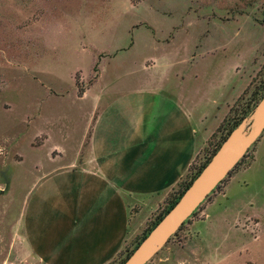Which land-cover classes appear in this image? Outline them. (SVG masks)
I'll return each mask as SVG.
<instances>
[{
    "label": "rangeland",
    "instance_id": "rangeland-1",
    "mask_svg": "<svg viewBox=\"0 0 264 264\" xmlns=\"http://www.w3.org/2000/svg\"><path fill=\"white\" fill-rule=\"evenodd\" d=\"M263 78L264 0H0V264H33L24 235L31 223L41 229L39 244L53 238L49 244L63 245L73 234L71 214L85 197L65 193L45 217L23 224L28 194L54 190L68 163H82L97 109L110 112L102 125L114 134L121 121L134 122L135 109L109 108L113 96L155 88L148 133L159 128L165 98L182 100L195 126L196 168ZM98 82L108 88H93ZM167 203L132 214L130 239L110 264L133 249ZM59 210L67 213L62 220ZM147 264H264V132Z\"/></svg>",
    "mask_w": 264,
    "mask_h": 264
},
{
    "label": "crops",
    "instance_id": "crops-1",
    "mask_svg": "<svg viewBox=\"0 0 264 264\" xmlns=\"http://www.w3.org/2000/svg\"><path fill=\"white\" fill-rule=\"evenodd\" d=\"M97 86L102 91L108 88L100 86L99 82L93 88ZM91 89L92 86L86 90L83 99L90 95ZM156 97L155 88L143 87L113 96L111 99L116 100L109 108L135 109L134 122L129 119L121 121L120 125H116L120 127V133L114 134L102 125L103 117L108 118L110 112L100 115L97 109L90 126L93 130L91 142L82 163L78 165L74 160L68 163L69 166L64 168L71 171L57 180L60 183L49 186L54 190L46 189L32 199L30 197L35 189L30 190L23 224L24 220L37 222L40 217H45L43 210L53 206L54 198L58 199V204L63 202L65 193H73L79 200L85 197L82 203H78L76 212L71 214L73 234L65 238L63 245L49 244L53 238L39 244L37 234L41 229H34L32 223L28 233L25 230L28 259L33 264H110L130 239L132 214L141 210L155 213L189 172L196 155V147L192 149L190 142L191 133H195L192 113L179 98H165L167 106L163 102L161 109L164 114L157 126L159 128L156 131L153 126L154 130L148 133L144 131V121L151 129L152 118L158 109ZM108 126L109 123L106 128ZM185 127L188 128L186 134ZM83 140L86 139L80 141L76 157H80L77 155L79 149L84 148ZM73 178H77L74 183L69 182ZM36 205L42 206V211H33ZM69 205H73V201H69ZM57 215L62 220L67 213L59 210Z\"/></svg>",
    "mask_w": 264,
    "mask_h": 264
},
{
    "label": "water",
    "instance_id": "water-1",
    "mask_svg": "<svg viewBox=\"0 0 264 264\" xmlns=\"http://www.w3.org/2000/svg\"><path fill=\"white\" fill-rule=\"evenodd\" d=\"M246 118L230 132L180 199L141 240L123 264H147L151 261L258 141L264 132V94L250 113L249 131L245 130Z\"/></svg>",
    "mask_w": 264,
    "mask_h": 264
},
{
    "label": "trees",
    "instance_id": "trees-1",
    "mask_svg": "<svg viewBox=\"0 0 264 264\" xmlns=\"http://www.w3.org/2000/svg\"><path fill=\"white\" fill-rule=\"evenodd\" d=\"M264 94V78L257 84L255 85V87L253 88L249 98L244 101L241 105V107L238 109V113L239 116L235 119H233V121L228 120L229 126L226 129V131L222 134L221 138L214 144L209 156L206 158L205 161H203L199 166H197L195 168V166H190V170L189 172L185 175V177L187 178H183L180 182H179V188L176 191H173L168 197H167V206L160 211L156 218L154 219V221L151 223V225L147 228V230L143 233V235L141 236V238H139V240L136 242L135 246L133 247V249L129 250L127 252V254L122 257L118 264H123L124 261L129 257V255L137 248V246L139 245V243L141 242V240L143 238H145L147 236V234L151 231V229L161 220V218L175 205V203L180 199L181 195L184 193V191L188 188V186L192 183V181L196 178V176L200 173V171L203 169V167L209 162V160L212 158V156L214 155V153L218 150V148L220 147V145L222 144V142L227 138V136L230 134V132L238 125L242 122V120L244 118H246L251 111L253 110V108L256 106V104L259 102V100L261 99V97ZM250 150V149H249ZM249 151L245 154V156L238 162L237 166L231 170L230 174L215 188V190H213V192L211 194H209L207 199H210L211 196L218 191L221 186L223 184H225L229 178L233 175V173L235 172V170L244 162L245 158L248 156ZM191 171V172H190ZM190 173V174H189ZM206 199V200H207ZM205 202V201H204ZM202 206V204L197 208V210L200 209V207ZM197 210H195V212L183 223V225L179 228V230L170 238V240L179 233L180 230L183 229V227L189 222L191 221L192 217L196 214ZM169 240V241H170ZM168 241V242H169Z\"/></svg>",
    "mask_w": 264,
    "mask_h": 264
}]
</instances>
